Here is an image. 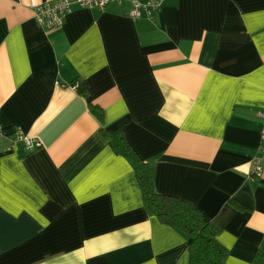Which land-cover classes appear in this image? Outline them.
<instances>
[{
    "label": "crops",
    "instance_id": "1",
    "mask_svg": "<svg viewBox=\"0 0 264 264\" xmlns=\"http://www.w3.org/2000/svg\"><path fill=\"white\" fill-rule=\"evenodd\" d=\"M43 1L0 0V264H189L104 140L117 128L158 192L219 227L227 264H249L264 249V0H159L139 17L75 2L56 28L35 17Z\"/></svg>",
    "mask_w": 264,
    "mask_h": 264
},
{
    "label": "trees",
    "instance_id": "2",
    "mask_svg": "<svg viewBox=\"0 0 264 264\" xmlns=\"http://www.w3.org/2000/svg\"><path fill=\"white\" fill-rule=\"evenodd\" d=\"M84 88L83 85L80 90L84 91ZM91 110L102 120L99 107L91 106ZM101 133L112 152L131 166L147 215L157 218L185 237L189 264H227L229 251L220 241L219 227L205 220L190 202L156 190L151 164L137 154L122 128ZM249 264H264L263 248L254 252Z\"/></svg>",
    "mask_w": 264,
    "mask_h": 264
},
{
    "label": "built area",
    "instance_id": "3",
    "mask_svg": "<svg viewBox=\"0 0 264 264\" xmlns=\"http://www.w3.org/2000/svg\"><path fill=\"white\" fill-rule=\"evenodd\" d=\"M108 0H45L34 7L35 17L39 24L46 28H56L61 25L65 16L71 12V6L77 2L80 6H103ZM120 1V0H117ZM132 4L130 15L139 17L143 11H148L150 8L159 6V0H150L146 4H142L138 0H126ZM264 118V113L262 114ZM262 145L259 151L264 154V123L260 131ZM14 145H22L26 152L33 151L40 146L37 139H31L23 133L15 132ZM253 171L259 175L261 171L260 160L256 159Z\"/></svg>",
    "mask_w": 264,
    "mask_h": 264
}]
</instances>
